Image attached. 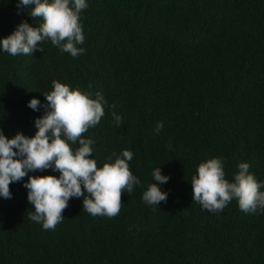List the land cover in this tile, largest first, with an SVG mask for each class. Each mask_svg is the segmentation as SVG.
Here are the masks:
<instances>
[{
	"label": "trees",
	"instance_id": "1",
	"mask_svg": "<svg viewBox=\"0 0 264 264\" xmlns=\"http://www.w3.org/2000/svg\"><path fill=\"white\" fill-rule=\"evenodd\" d=\"M17 3L0 0V41L22 22L42 23L30 15L34 4ZM86 3L78 56L50 40L32 55L0 48V130L34 137L54 80L93 99L100 93L105 115L84 134L95 141L91 158L103 167L132 151L140 183L122 194L115 217L92 216L83 197H73L64 219L45 230L29 218L24 184L60 173L29 172L10 184L11 199L0 197V264H264V208L245 213L233 198L211 212L193 201L191 185L200 163L220 158L226 180L235 182L248 163L264 192V0ZM33 98L39 110L28 107ZM158 167L165 184L153 179ZM152 183L166 202L143 200Z\"/></svg>",
	"mask_w": 264,
	"mask_h": 264
},
{
	"label": "clouds",
	"instance_id": "2",
	"mask_svg": "<svg viewBox=\"0 0 264 264\" xmlns=\"http://www.w3.org/2000/svg\"><path fill=\"white\" fill-rule=\"evenodd\" d=\"M33 4L30 15L42 23L37 27L27 21L18 25L0 41L4 52L11 56L32 55L37 49L44 51L38 45L48 40L73 57L84 51L77 45L85 39L79 21L81 12L88 6L86 0H18L17 8ZM52 84L53 90L45 94L50 111L36 119L38 131L34 137L18 132L9 139L0 130V197L11 199L10 184L21 181L29 172L53 169L60 173L58 177L31 176L24 184L28 201L34 208L29 217L32 221L42 223L45 230H54L64 219L63 212L73 197H83V210L92 216L115 217L122 208V194L131 193L140 183L128 163L133 153L125 149L114 163L98 167L97 161L91 158L95 141L84 138V134L105 115L106 100L100 93L93 99L79 88L73 90L55 80ZM28 107L39 110L40 101L33 98ZM113 118L120 126L122 117L113 113ZM162 129L160 122L155 130L158 133ZM77 142L79 146L73 149L72 145ZM249 167L248 163H241L235 182L230 183L225 179L220 158L200 163L198 175L191 180L193 201L211 212L223 211L233 198L245 213L264 208V192L260 191L261 184L249 172ZM152 175L160 184L169 180L159 167ZM142 198L150 205H159L167 201L168 193L152 183Z\"/></svg>",
	"mask_w": 264,
	"mask_h": 264
}]
</instances>
